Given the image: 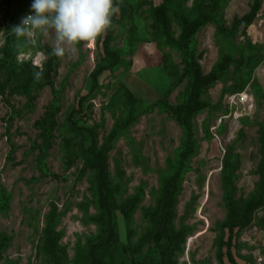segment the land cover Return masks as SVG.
Wrapping results in <instances>:
<instances>
[{"label":"rangeland","instance_id":"374dc122","mask_svg":"<svg viewBox=\"0 0 264 264\" xmlns=\"http://www.w3.org/2000/svg\"><path fill=\"white\" fill-rule=\"evenodd\" d=\"M31 2L0 0V264H80L86 243L105 238L94 222L100 211L87 164L93 141L98 150L110 148L117 203L138 198L129 217L114 213L117 243L104 264H159L164 181L184 145L168 108L186 102L190 61L207 75L226 57L227 73L202 90L206 107L192 119L194 152L172 222L185 235L177 264H231L227 250L238 264H264V202L248 226L231 232L221 191L224 162L239 207L263 181L264 0L249 27L234 19L256 0H226L191 37L209 0H119L124 20L107 48L118 63L95 81L114 60L103 48L105 32L62 45L57 56L54 30L15 29ZM48 225L59 236L54 255L46 250Z\"/></svg>","mask_w":264,"mask_h":264},{"label":"trees","instance_id":"16d2710c","mask_svg":"<svg viewBox=\"0 0 264 264\" xmlns=\"http://www.w3.org/2000/svg\"><path fill=\"white\" fill-rule=\"evenodd\" d=\"M224 1V2H223ZM222 3V4H221ZM226 0H209L208 5L204 8V13L201 15L200 21L196 23L189 31L188 36L194 35L200 28L205 26L212 15H214L223 5ZM115 11L112 16V22L110 27L105 31V37L103 41V48L108 56L114 57V60L105 67L99 68L94 74V81L97 75L108 69L114 68L118 63V58L114 53L107 51L108 45L114 32V26L123 23V16L118 15L117 9L120 8L119 0H113ZM259 10V3L250 8L249 12L242 16L240 19L235 18L234 23L236 25H242L244 28L249 27L256 17ZM230 58L226 57L222 62L213 69L209 74L203 75L198 62L192 60L188 63V68L191 73V84L189 95L186 102L181 106L169 107L171 115L181 127L184 135L183 151L180 156V162L174 166L173 173L169 178L164 181V192L161 200L163 207L162 216V229L161 235L165 240V243L159 246L160 263L159 264H177V255L181 253V246L185 243V235L182 231H176L173 226V220L175 217V204L178 192V186L182 175L185 172V167L189 158L194 152L192 143V119L193 117L206 107V104L201 101L200 96L204 88L212 85L218 81L222 75L227 73V69L230 65ZM259 64V60H256L251 70H254ZM27 67V65H24ZM45 74L47 79L49 73L52 71L51 66H46ZM48 85L51 83L48 81ZM110 148L105 150L96 149V144L93 141L88 148V166L93 172L94 184L96 188L97 206L100 211L99 216L94 219L101 229L105 227V238L102 241L94 242L88 241L86 248L88 249L85 257L79 255L80 264H104V259L107 253L112 250L114 244L117 243V237L114 233V227L112 226V217L118 210L126 218L133 212L135 206L138 203V198L133 197L125 204H118L116 201L117 195L120 193V187L111 182L108 174V152ZM260 168L263 170V181L259 185L256 195L250 198L242 207H239L233 193V176L228 163L224 162L221 169V191H222V203L226 211V218L224 227L229 231L234 229L245 228L252 221V212L262 206L264 202V148L262 151V158L260 162ZM50 219V218H47ZM51 222H49L50 225ZM48 225L46 230V250L52 255L55 254L56 244L55 240L59 237L54 234V230ZM227 258L231 264H238L233 258L229 250H227Z\"/></svg>","mask_w":264,"mask_h":264},{"label":"clouds","instance_id":"9594fccd","mask_svg":"<svg viewBox=\"0 0 264 264\" xmlns=\"http://www.w3.org/2000/svg\"><path fill=\"white\" fill-rule=\"evenodd\" d=\"M113 0H32L31 13L15 27L17 33L54 30L58 42L54 53H64L62 45L92 42L111 25ZM39 76V73H37Z\"/></svg>","mask_w":264,"mask_h":264},{"label":"built area","instance_id":"2783aa9c","mask_svg":"<svg viewBox=\"0 0 264 264\" xmlns=\"http://www.w3.org/2000/svg\"><path fill=\"white\" fill-rule=\"evenodd\" d=\"M30 13L31 12L27 13L25 16L29 15ZM36 66L41 67V61L40 60L37 61V65Z\"/></svg>","mask_w":264,"mask_h":264}]
</instances>
